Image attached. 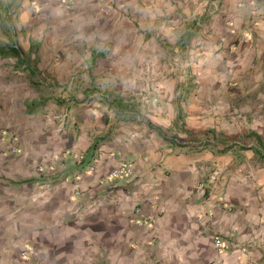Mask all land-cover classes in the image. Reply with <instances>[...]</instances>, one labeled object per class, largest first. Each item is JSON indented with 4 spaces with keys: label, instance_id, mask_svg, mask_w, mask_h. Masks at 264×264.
Segmentation results:
<instances>
[{
    "label": "crops",
    "instance_id": "crops-1",
    "mask_svg": "<svg viewBox=\"0 0 264 264\" xmlns=\"http://www.w3.org/2000/svg\"><path fill=\"white\" fill-rule=\"evenodd\" d=\"M31 1L0 0V264H264V0Z\"/></svg>",
    "mask_w": 264,
    "mask_h": 264
},
{
    "label": "built area",
    "instance_id": "built-area-1",
    "mask_svg": "<svg viewBox=\"0 0 264 264\" xmlns=\"http://www.w3.org/2000/svg\"><path fill=\"white\" fill-rule=\"evenodd\" d=\"M29 8H30V10H31V12H32V14L34 16L38 13V7H37L36 3L34 2V0H32L30 2ZM231 46H233V44ZM173 60L175 62H177L179 60V56L177 55ZM97 94L102 96V94L100 92H98ZM61 124H63V122H61ZM68 155L73 157V158H75V159H78V160H80V158H81L77 153H74V152L73 153L72 152L68 153L65 150H63V151H60L58 154L54 155L52 157V160L53 161H58L60 159L66 158ZM112 157H113V155H112ZM95 163H96V160H94L93 163L88 165V168H87V171H86L87 173H91L92 171H94ZM129 173H130V170H129V167H128L127 163H126V164H120L119 166L114 167L110 171L109 176L110 177H118V178H120L123 175H128ZM220 176H221V173H220V171L218 169H213L210 172V174L208 176L209 192H212V190L216 187ZM203 194H204V192H203ZM145 220L148 221V226L150 228H152L153 224H152L151 219L149 217H145ZM137 222L140 223L139 221H137ZM213 246H214L215 251L218 254L227 253L228 251L232 250V244L229 241H226V240H224L223 238H221L219 236H216V237L213 238ZM21 254H22L23 257H26L27 254H28V250L24 249L21 252Z\"/></svg>",
    "mask_w": 264,
    "mask_h": 264
},
{
    "label": "rangeland",
    "instance_id": "rangeland-1",
    "mask_svg": "<svg viewBox=\"0 0 264 264\" xmlns=\"http://www.w3.org/2000/svg\"><path fill=\"white\" fill-rule=\"evenodd\" d=\"M177 55L179 56V60L177 62H175L173 59ZM169 60H170L171 66H173L172 68L174 69L175 74L182 75V74L185 73V71H184V63L182 62L184 59L182 58L181 53L179 51L178 52L177 51H173L172 53H170Z\"/></svg>",
    "mask_w": 264,
    "mask_h": 264
},
{
    "label": "trees",
    "instance_id": "trees-1",
    "mask_svg": "<svg viewBox=\"0 0 264 264\" xmlns=\"http://www.w3.org/2000/svg\"><path fill=\"white\" fill-rule=\"evenodd\" d=\"M149 125L152 127L153 126V124H151V123H149ZM154 127V126H153Z\"/></svg>",
    "mask_w": 264,
    "mask_h": 264
}]
</instances>
